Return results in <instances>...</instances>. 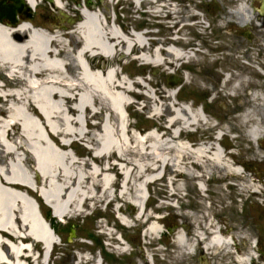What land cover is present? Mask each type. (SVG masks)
I'll use <instances>...</instances> for the list:
<instances>
[{"label": "bare ground", "instance_id": "obj_1", "mask_svg": "<svg viewBox=\"0 0 264 264\" xmlns=\"http://www.w3.org/2000/svg\"><path fill=\"white\" fill-rule=\"evenodd\" d=\"M27 1L38 4V0ZM133 1L136 18L141 2ZM55 3L60 8L66 6L63 0ZM152 7L161 29L155 37L126 29L90 8H83L72 32L65 24L35 27L22 22L13 28L0 20V264L51 263V247L70 254V249L56 245L58 238L48 227L49 219L38 212L29 187L41 186L38 189L53 216L64 221L86 216L88 208L100 211L105 202L114 203L112 210L122 224L131 227L135 222H147L143 234L149 240L158 237L163 222L158 216L152 219L153 212L144 209L151 184H159L160 190L180 199L194 179H199L202 189L209 184L205 180L213 178L231 180L229 185L252 194L262 190L253 176L244 175L233 164L217 141L239 124L249 144L264 136V29L257 31L263 37L255 39L249 50L246 41L228 38L223 17L215 16L213 28L220 31L215 33L220 40L210 41L209 28L200 22L207 41L199 45L178 36L185 25L178 19L176 4L156 2ZM186 8L188 21L195 18L191 5ZM225 13L237 14L239 25L252 19L245 5ZM165 16L171 19L169 23ZM188 46L195 47L192 55L184 49ZM120 53L139 65L134 73L155 66L162 68L165 78L153 84L147 83L152 77L131 79L119 69ZM96 56L109 59L107 65L93 63ZM244 58L249 63L243 62ZM216 66L222 84L214 91L208 80ZM182 67L195 71L197 78L190 83L199 91L215 92L210 94H214L212 100L224 96L239 100L242 113L227 120L220 117L221 121L214 123L193 104L175 101L177 88L166 78ZM4 78L7 84H3ZM136 98L143 102L134 101ZM135 104L140 106V114L149 112L152 117L141 128L125 113ZM235 108L230 107L228 113ZM78 140L85 141V154L93 157H78L71 150ZM165 171L170 173L168 177ZM164 176L171 183L177 177L175 185L163 186ZM223 185L215 187L221 199L226 197ZM201 199L210 218L212 208ZM131 207L137 210L133 218ZM187 215L198 218L191 211ZM208 221V237L204 231L187 232L185 225L175 231L177 255L189 256L203 237L210 252L224 248L236 264L253 262L252 247L235 251L234 236L221 234L214 220ZM102 227L113 238L114 250H129L111 230ZM249 235L250 231L243 229L240 237ZM77 258L78 264H101L97 255L83 252Z\"/></svg>", "mask_w": 264, "mask_h": 264}, {"label": "rangeland", "instance_id": "obj_2", "mask_svg": "<svg viewBox=\"0 0 264 264\" xmlns=\"http://www.w3.org/2000/svg\"><path fill=\"white\" fill-rule=\"evenodd\" d=\"M8 1H10V0H8ZM71 1L72 0H67V2H69L68 4L72 7L73 2H71ZM163 1L165 3H168L167 0H163ZM173 1L176 4L177 11L179 12V15H180L178 17V19L181 18L183 24L185 25L183 27L182 31H180V35L186 36L187 40H189L190 42H193V43H195V42L197 43V41H198V43L199 42L202 43L203 40L207 41L206 33H201L202 32L201 28H199V25H198V24H200V22H202L203 24L205 23L203 21V19L204 20L205 19L210 20L212 26H211V29L209 30V33H211V37L213 36L214 38H216V40H213V41H219L220 39L215 36V33L216 32L220 33V31H217L215 28H213L214 24H216L215 16L223 17L225 30L228 32V29H227L228 27L226 26V23L229 21V19H231V16H229L225 13V10L228 9L226 6H229L230 10H233V8L237 7V5L239 3L238 2L239 0H178V2H177V0H173ZM246 1L248 2V0H246ZM43 2L46 3V0H44ZM151 2H152V0H151ZM249 3L250 2H248L246 5H248ZM254 3H255V5L259 6V0H254ZM124 4H125V6H122V9H121L120 3L118 4L119 5L118 8L123 11V14L120 16L118 21H120V24L127 29L133 23V17L134 16L130 12V10H132L133 5H132V3H129V1H127V0L122 5H124ZM243 4L245 5V3H243ZM187 5H191L193 11L195 10L194 13H196V17L195 18L190 17L189 21L187 18V14H188V10L186 8ZM47 6L49 9L48 13H51L52 5L51 6L47 5ZM42 9H45L46 11L48 10L45 5H41L37 9V12H34L33 10H31V13L35 14L36 20H38L36 14L41 12ZM48 13H46V14L48 15ZM187 22L188 23L192 22V25L189 26ZM237 30L241 32L240 36L244 37L243 40L246 41V44H247L246 48L251 46V44H253L255 42V39H257L256 37H258V36H256V34H253V32H251L250 34H247V33H245V29L243 31H241L239 28L234 27V29L232 31H230L231 34L228 37L232 41L234 39H236L237 42L242 40V39L238 38V37H240V36H238V34L235 33L233 35V32L237 31ZM209 39L211 41L212 38H209ZM252 48L253 47H251V49ZM91 60H93V58ZM130 60L131 59L129 57H127L126 55H123L122 53L117 55V62H119L118 66L120 68H124L123 71L135 72L136 68L137 67L139 68V65H136V63L133 61L130 62ZM108 61H109V59H105V58H99L98 59L97 56L94 57V62L95 63L99 62V65H102V66H104L103 64H107ZM188 66H191V65H188ZM193 66H195V65H193ZM193 66H191V67H193ZM149 70L147 69V71H145V72L150 73L152 75L153 79L154 78L156 79V80L154 79L155 82L159 79V82L161 83L162 79L165 78L164 73L162 72L161 69H158L157 74L153 73L154 68H150ZM180 70L176 71L177 72L176 74H178L179 76L182 77V80L180 82V83H182L181 84L182 89L179 92L180 93L179 97H180V99H182V102H183V99H185V101L192 103L194 106L206 104L207 111H209V113H210L209 116L214 120H216V119L220 120L219 117H224L225 120H227L229 117H232L233 115L237 116L238 114H240L244 110V108L240 107V105L238 104V103H240L239 100L235 101L232 98H230L229 96H224L223 98L212 100V97H214V94H213V96H210V94L213 91H209L208 93H205V92L203 93V92L199 91L198 88H196L193 84L190 83V80H195L197 78V74L195 73V71L190 70L189 67H187V69L183 72H181ZM211 72L213 73V76L209 78L208 85L211 89H213L215 91L218 89V88H216V86H219V88H220V86L222 84L221 83L222 77H221V75L218 74L220 71L218 70L217 66ZM184 73L188 76L187 80H186V78H184V80H183ZM154 80H153V82H154ZM213 93H215V92H213ZM230 107H236L234 110L235 112L232 110V113H228ZM129 112H130L131 117H133L131 120L136 127L141 128L142 126L148 125V123H150V119L147 118L146 116L140 114L139 112L133 113V111L131 109L129 110ZM225 123H230V122L225 121ZM235 124H237V123H235ZM238 126H239L238 129H233L236 132L235 134H237V136H238L234 142V144L236 145V148H235L236 149L235 152L237 155L236 160L241 162L242 164H248V165L252 164L255 166V168H259L260 164H261V162H263V160L261 158H259V155L254 153L255 152L254 149L256 148V146H255V144L253 146H251L252 144H249V140H247L243 137L245 134L244 128L240 124ZM224 142L226 143V145H228L231 141H230L229 137H227V139H225ZM73 149L75 151H77V153L80 154V156H83V157L85 156L88 158L92 157V154H90V155L85 154L86 148L83 147L81 142L75 143L73 145ZM244 174H247V172H245ZM164 181H166V180L164 179ZM163 186H165V185H163ZM150 189H154L155 193H157L156 190L160 191V194H162L164 192L163 189L160 190L159 184L157 186H155V188L151 186ZM188 190L190 192L188 195H190L192 193V191L194 192L193 193L194 195H197V193H198L194 190H190V189H188ZM239 193L240 194L243 193L242 190H240ZM211 194L213 195V192ZM246 194L249 195V197H250V200L247 203H250L249 205H252V203L254 204L250 208V210L248 211V214L246 217L247 221H245L246 219L244 216L245 211H247V209L244 208L245 211L244 212L242 211V213L239 211V213L242 215V219H243L242 222L246 223V225L249 224L250 226H253V225L256 226L254 224L255 223L254 221L249 220L248 215L250 214L249 212L252 213L253 208H259L260 209L262 207V206L260 207V205H262V203H264V198H263V196L261 197L260 195L256 196V195L252 194V196H251L249 192ZM185 200H186V202H188L187 199H185ZM167 208H168L167 210L170 211V213L174 214V212H176L174 209H170L171 207H167ZM48 209H49L48 206L43 205L44 215L47 213ZM107 212H108V214L110 213L109 209ZM257 213H260V212L257 211ZM261 218H262L261 224L259 225L258 232H259V235H261L260 237L263 239L262 241L264 242V230L262 229V227H264V209H263V212L261 214ZM97 222H98V220L96 219L95 216H89L88 218H79V219H75V220L74 219H71V220L68 219L67 224L59 222V220L56 219V222H55L56 227L58 228V230H60V236L62 235V237L64 238V243L62 245H59V248L66 249L65 247H67L68 249H70L69 253L74 254V256H77L78 253L83 252L85 250V248L83 247V246H85V244H84V240H82L83 239L82 237H87L91 233H98V232H95V230H94V228H97V225H95V223H97ZM168 222H170V224H173V225H175V222L177 224L176 218H174V220H173V218H170L168 220ZM234 222H236V220ZM127 234H129V236L133 235L134 237L138 236V239L140 238L138 233H135L134 229L127 231ZM172 237H173V233H171L170 237L166 238V240L162 244L163 246H161V248H160L161 252L158 251V252H160V254H158V252L156 250V252L158 254L157 255L155 253L156 259L158 257V259L156 261L157 264H181V262H180L181 255L180 256L177 255V253L174 251L175 250V243L173 242ZM70 238H71V240H70ZM97 241H98V243L96 242V244L101 245V237H99V239H97ZM147 242L142 243L145 245V248H146V246H148ZM85 243H87V242H85ZM139 247L142 248L141 245ZM148 250L153 251V249L150 247V244H149ZM59 256H61V257H59ZM69 256L70 255L63 254V250H62L58 255L59 263H57L53 259L54 258L53 257L51 259L52 261L50 264H70V259H71V264H72L73 258H71V257L68 258ZM214 258H216V257H214ZM41 264H42V261H41Z\"/></svg>", "mask_w": 264, "mask_h": 264}, {"label": "flooded vegetation", "instance_id": "obj_3", "mask_svg": "<svg viewBox=\"0 0 264 264\" xmlns=\"http://www.w3.org/2000/svg\"><path fill=\"white\" fill-rule=\"evenodd\" d=\"M260 29H264V20L260 23ZM261 31V30H260ZM263 37V36H262ZM254 174L256 175V180L257 182H261L262 180L264 181V178L261 180V175L259 174V170L257 169ZM213 201H218V202H213ZM211 203L210 207L212 208V212L208 213L210 215V218L207 217V212L204 207L201 206H195L194 210L196 211L195 213L197 214V219L193 218V221H195V225H192L188 232H200L204 231V236L208 237V225L207 223L209 222L208 220H214V222L218 226V230H220L221 234L224 235H231L235 236L238 239V244L240 242L239 236L242 233V230L245 229L246 227H243V219H241V215L238 213L237 209L235 208H229L226 205V202L224 199L220 200H213ZM233 218L236 220V222L233 221ZM235 243V241L233 242ZM232 249L234 250H242L243 248L238 245L235 246L233 245ZM208 252V251H207ZM103 257H104V264H120L121 261L116 260V261H110L109 257L107 256L106 252H103ZM261 259L264 260V255L261 257ZM128 264H134L131 260H129ZM182 264H236V262L232 261V256L231 254L226 250H222V252H218L216 258L213 260L209 259L208 255H205L202 249H197L194 251L193 254L190 256L184 257L182 259Z\"/></svg>", "mask_w": 264, "mask_h": 264}, {"label": "water", "instance_id": "obj_4", "mask_svg": "<svg viewBox=\"0 0 264 264\" xmlns=\"http://www.w3.org/2000/svg\"><path fill=\"white\" fill-rule=\"evenodd\" d=\"M9 16H11L13 19H15L14 11L12 12V14H9Z\"/></svg>", "mask_w": 264, "mask_h": 264}]
</instances>
